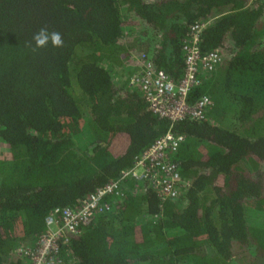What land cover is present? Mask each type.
Returning <instances> with one entry per match:
<instances>
[{
	"label": "trees",
	"instance_id": "trees-1",
	"mask_svg": "<svg viewBox=\"0 0 264 264\" xmlns=\"http://www.w3.org/2000/svg\"><path fill=\"white\" fill-rule=\"evenodd\" d=\"M263 15L264 0H0V264H24L13 248L33 243L53 207L78 204L166 129L128 84V50L176 79L181 39L201 19V51L230 44L189 94L208 95L204 117L172 125L188 187L160 205L125 191L67 249L71 264H262L249 246L264 258V223L250 217L264 211ZM40 28L64 46L33 51Z\"/></svg>",
	"mask_w": 264,
	"mask_h": 264
},
{
	"label": "built area",
	"instance_id": "built-area-1",
	"mask_svg": "<svg viewBox=\"0 0 264 264\" xmlns=\"http://www.w3.org/2000/svg\"><path fill=\"white\" fill-rule=\"evenodd\" d=\"M209 19L194 20L187 26L181 39L183 65L180 76L171 78L154 65L151 54L130 52L134 69L128 75V84L136 87L148 109L168 121L166 129L155 136L133 157L131 164L118 174L96 186L80 198L75 206H55L44 216V228L31 245H17L13 252L24 258V264H71L72 255L67 243L80 226L89 223L99 211H107L122 200L125 191H152L159 205L175 199L189 185L173 159L183 135L172 125L178 120H200L210 103L207 94L200 93L192 100L189 94L207 74L229 56L226 45L201 51L199 34ZM140 187V188H139Z\"/></svg>",
	"mask_w": 264,
	"mask_h": 264
},
{
	"label": "rangeland",
	"instance_id": "rangeland-1",
	"mask_svg": "<svg viewBox=\"0 0 264 264\" xmlns=\"http://www.w3.org/2000/svg\"><path fill=\"white\" fill-rule=\"evenodd\" d=\"M263 26H264V15H263L262 19L258 22V27H263ZM148 34H150V33H148ZM263 38H264V34H263ZM223 44L226 45V48H227V51H228V45L230 44V41L226 40ZM144 50L145 49L139 48V47H137L135 45L133 50L132 49L128 50V53H130V52L136 53V52L144 51ZM145 51H148V50H145ZM130 62L133 64L132 60H130ZM126 69H127V67H126ZM88 135H89L88 132L86 131V129H84V126H82L81 130L79 132H77L76 134H74L72 136V138L75 141V144L77 145L79 143H83L87 139ZM86 143L87 142H85V144ZM82 145H80V146H82ZM261 169H262V172H263V175H264V165H261ZM250 217L252 218V220L257 221L256 222L257 224H261V222L264 223V211L263 210H260V212H258L257 214H250ZM256 249L257 248H256L255 244H252V245L250 244V246H249L250 254L251 255H256V254L259 255V257L261 258L262 264H264V258L262 256V254H259Z\"/></svg>",
	"mask_w": 264,
	"mask_h": 264
},
{
	"label": "clouds",
	"instance_id": "clouds-1",
	"mask_svg": "<svg viewBox=\"0 0 264 264\" xmlns=\"http://www.w3.org/2000/svg\"><path fill=\"white\" fill-rule=\"evenodd\" d=\"M33 41L35 42V47H33V51L38 48L47 47L49 42L53 47L59 48L64 46V40L62 38L61 33L57 31L49 32L47 28H40L34 35ZM31 47V43L29 44Z\"/></svg>",
	"mask_w": 264,
	"mask_h": 264
}]
</instances>
